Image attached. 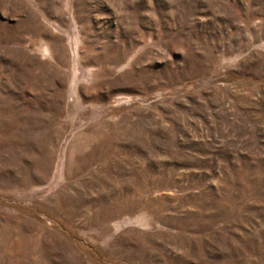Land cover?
<instances>
[{"label":"rangeland","instance_id":"obj_1","mask_svg":"<svg viewBox=\"0 0 264 264\" xmlns=\"http://www.w3.org/2000/svg\"><path fill=\"white\" fill-rule=\"evenodd\" d=\"M0 264H264V0H0Z\"/></svg>","mask_w":264,"mask_h":264}]
</instances>
